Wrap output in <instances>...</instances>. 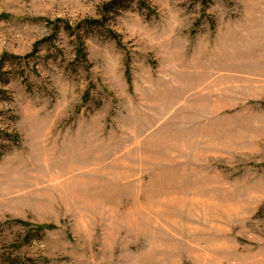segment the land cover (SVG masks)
Listing matches in <instances>:
<instances>
[{"label": "rangeland", "instance_id": "1", "mask_svg": "<svg viewBox=\"0 0 264 264\" xmlns=\"http://www.w3.org/2000/svg\"><path fill=\"white\" fill-rule=\"evenodd\" d=\"M0 264H264V0H0Z\"/></svg>", "mask_w": 264, "mask_h": 264}, {"label": "trees", "instance_id": "2", "mask_svg": "<svg viewBox=\"0 0 264 264\" xmlns=\"http://www.w3.org/2000/svg\"><path fill=\"white\" fill-rule=\"evenodd\" d=\"M115 37V36H114Z\"/></svg>", "mask_w": 264, "mask_h": 264}]
</instances>
